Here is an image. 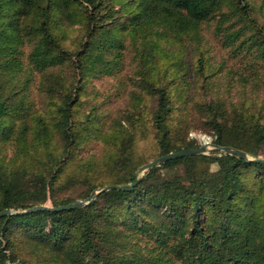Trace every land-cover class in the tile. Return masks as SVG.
<instances>
[{"label":"trees","instance_id":"16d2710c","mask_svg":"<svg viewBox=\"0 0 264 264\" xmlns=\"http://www.w3.org/2000/svg\"><path fill=\"white\" fill-rule=\"evenodd\" d=\"M208 22L223 47L254 51L264 66L263 0H0V147L14 148L8 162L0 158V212L57 208L131 184L149 163L138 154L147 138L154 159L204 145L188 138L193 129L211 147L264 159V88L260 102L199 103L174 66L158 67L163 42L192 44L201 90L211 88L199 52ZM76 25L69 41L66 28ZM127 45L138 64L124 115L105 118L101 105L85 111L90 80L113 75L108 56ZM21 55L40 75V108ZM101 138L112 140L104 156L83 157ZM210 156L167 161L131 191L102 193L84 208L0 218V264H46L40 256L51 264H264V163Z\"/></svg>","mask_w":264,"mask_h":264},{"label":"rangeland","instance_id":"374dc122","mask_svg":"<svg viewBox=\"0 0 264 264\" xmlns=\"http://www.w3.org/2000/svg\"><path fill=\"white\" fill-rule=\"evenodd\" d=\"M256 4L261 3L262 0H253ZM264 2V0H263ZM66 26V25H65ZM213 22L205 23L201 26V48L206 57V65L209 66L208 70L212 75L210 85L207 87L206 92L201 90L200 82L195 76L194 67L197 63L199 53L196 51L192 44L177 43V40L165 41L161 46V52L158 54L159 65L163 70L173 67V70L177 73V80L183 79L189 86L188 95L193 97L196 102H203L211 99L223 100L226 103L241 101L260 102L263 99L264 85L259 80L264 81V66L262 61L257 59L254 51L246 52L240 51L235 55L233 48H226L222 46V41L214 34ZM80 27L78 25L70 28L67 27L65 33L71 38H76L79 35L76 32ZM25 56L30 50V47L26 44ZM25 56L21 55L19 61L22 65V70L29 78V95L30 100L36 108L42 106V96L40 95L39 82L40 75L34 74L29 71L27 60ZM109 60H115V69L111 76H101L97 79L90 80L87 85L86 99L88 105L84 110L88 111L90 106L101 105L102 113L105 118L111 116L112 119L118 120L124 115L125 109L130 102V93L135 89L132 84V77L135 72L136 64H138V57L136 53L127 45L126 49L113 51L108 56ZM160 70L156 71L159 72ZM175 73V74H176ZM259 75V79L256 78V74ZM160 74V73H159ZM242 78L247 79L248 83L246 88L241 86L243 82ZM259 89V93L253 94L250 87L253 84ZM148 106L152 104V99L147 100ZM107 120V119H106ZM111 120L106 122V128L111 123ZM188 138H196L198 143L202 145L205 141L209 140V137L198 129H193ZM112 140L107 138L106 140L95 139L90 144V147L86 154H82L83 157L89 155H95L99 160L104 156L108 148L111 147ZM210 146L209 143H205ZM153 148V149H152ZM153 150V152H152ZM14 152V148L11 144L0 147V158L5 162H8ZM154 153V147L152 145V139H144L138 143V154L143 156L147 162L152 161ZM216 168H212L211 174L214 176ZM104 177H96L95 181L103 180ZM24 250V248H21ZM32 253L31 251H28ZM27 252L21 253L22 256H26ZM33 259V257L27 255ZM35 260L37 258H34ZM40 262H46L51 264L46 257H38Z\"/></svg>","mask_w":264,"mask_h":264},{"label":"water","instance_id":"95a60500","mask_svg":"<svg viewBox=\"0 0 264 264\" xmlns=\"http://www.w3.org/2000/svg\"><path fill=\"white\" fill-rule=\"evenodd\" d=\"M217 152L216 155L210 156L211 152ZM210 156L214 159H219L223 156H228V155H233L237 156L246 162H260L264 163V159H249L242 151L229 148V147H212L211 149L209 148L208 144H204L200 146L199 148L195 149H185L181 150L178 152H173L161 157H158L149 163L145 164L142 166L136 173V178L134 182L128 185H110V186H105L103 188L97 189L93 191L88 198L84 200H77L75 202H72L68 205L64 206H59L57 208H52V207H47V206H37L34 208H29L23 211H9V210H3L0 212V218L4 216H18V215H24L27 213H32V212H37V211H51V212H59V211H69V210H74V209H80L84 208L87 205L93 203L100 194L111 191V190H117V191H131L140 181V178L144 175L145 172L148 170L157 167L167 161H172L180 158H185V157H193V156Z\"/></svg>","mask_w":264,"mask_h":264},{"label":"clouds","instance_id":"9594fccd","mask_svg":"<svg viewBox=\"0 0 264 264\" xmlns=\"http://www.w3.org/2000/svg\"><path fill=\"white\" fill-rule=\"evenodd\" d=\"M205 143H210V139H209V140H207V141H205Z\"/></svg>","mask_w":264,"mask_h":264}]
</instances>
